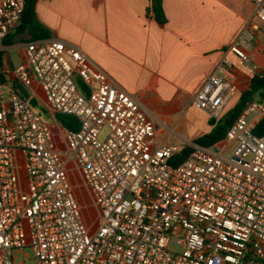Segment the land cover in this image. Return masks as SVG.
I'll list each match as a JSON object with an SVG mask.
<instances>
[{"label":"built area","instance_id":"1","mask_svg":"<svg viewBox=\"0 0 264 264\" xmlns=\"http://www.w3.org/2000/svg\"><path fill=\"white\" fill-rule=\"evenodd\" d=\"M26 2L0 0V42L19 28ZM252 2L255 20L228 52L255 76L264 0ZM14 77L18 86L0 81V264L27 248L36 264H264V135L255 133L264 101L249 102L213 147L162 144L153 115L73 44L29 43ZM236 80L223 58L194 104L220 118ZM35 84L50 113L80 122L79 131L61 128L64 150L24 96ZM76 171L97 211L91 222Z\"/></svg>","mask_w":264,"mask_h":264},{"label":"crops","instance_id":"2","mask_svg":"<svg viewBox=\"0 0 264 264\" xmlns=\"http://www.w3.org/2000/svg\"><path fill=\"white\" fill-rule=\"evenodd\" d=\"M152 4L153 0H37L36 21L44 30L35 34L18 28L0 42L2 82L18 86L14 71L25 62L29 43L60 40L97 63L156 121H206L211 133L209 122L216 118L199 109L194 99L225 57L235 65L238 93L249 90L253 76L228 51L255 20V5L252 0H164L166 22L161 23ZM250 55L264 77V25ZM23 93L32 103L44 96L37 84ZM238 100L235 97L224 113ZM51 115L56 127L63 128ZM59 146L65 149L63 143ZM72 181L78 201L87 206L86 195Z\"/></svg>","mask_w":264,"mask_h":264},{"label":"trees","instance_id":"3","mask_svg":"<svg viewBox=\"0 0 264 264\" xmlns=\"http://www.w3.org/2000/svg\"><path fill=\"white\" fill-rule=\"evenodd\" d=\"M26 1L25 14L18 31H31L32 33L37 34L40 30H44L43 28L39 27V24L36 21L37 0ZM163 3L164 0H153L152 4V10L155 14V18L161 23L166 22ZM7 42L12 43L13 41L7 40ZM2 58L3 54L0 53V66L2 64ZM2 80L3 79L0 76V81ZM25 95L27 94L25 93ZM257 97H259L261 101H264V77H260L259 75L253 76L249 90L240 95L239 100L233 109L223 113L219 120L213 119L209 122L213 127L211 133L198 138L196 141H194V143L204 147H213L219 142L225 140L228 130L238 119L245 106L249 102L256 101ZM37 104V101H33V105L35 107H37ZM56 120L64 129L69 131H79L81 128L79 120L75 117L57 115ZM255 133L259 136L264 135V120L258 124ZM191 150L192 149L189 147L186 148L183 153L174 160L173 164L178 165L180 162L184 161L189 156Z\"/></svg>","mask_w":264,"mask_h":264},{"label":"rangeland","instance_id":"4","mask_svg":"<svg viewBox=\"0 0 264 264\" xmlns=\"http://www.w3.org/2000/svg\"><path fill=\"white\" fill-rule=\"evenodd\" d=\"M13 59L15 60V63H19V57L18 53H13ZM251 75V74H250ZM79 86L81 89L86 90V86L82 81H79ZM237 99L240 97V93L237 94ZM258 98V97H257ZM256 98V101L258 100ZM42 100H38L37 108L38 112L44 116L46 121L51 125L56 127L55 120L51 113L47 110L45 104H44V96L41 98ZM159 131L161 134L160 137V143H171V144H178V145H184L186 146H192L194 144L195 140H192L194 138H200L203 137L206 133L209 132V126L206 121H173L172 123L166 122V121H157ZM53 130L57 134V142L59 145L63 143V138H61V128L56 127ZM108 134L107 131L104 132V136ZM64 144V143H63ZM74 166H71L70 169H73ZM75 169V168H74ZM73 171V170H72ZM75 175V176H74ZM72 175V178L75 182V184L78 187H81L80 192L86 195V202L87 206L82 205L84 208V213L86 218L89 222H91V218L94 220L97 218V211L96 208L93 205L92 200L88 196L87 190L85 188L84 182L82 178L80 177L79 173L76 171ZM79 192V190H77ZM15 257L17 258L16 264H36L35 262V255L32 249L27 248L25 249L21 254L18 252L14 253ZM28 257V258H27Z\"/></svg>","mask_w":264,"mask_h":264}]
</instances>
